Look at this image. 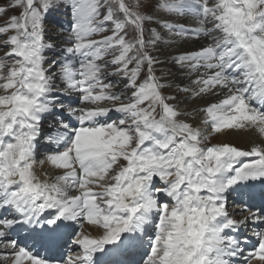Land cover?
<instances>
[{
    "label": "snow or ice",
    "instance_id": "obj_1",
    "mask_svg": "<svg viewBox=\"0 0 264 264\" xmlns=\"http://www.w3.org/2000/svg\"><path fill=\"white\" fill-rule=\"evenodd\" d=\"M14 7L20 14L0 25L4 264H58L35 248L58 243L66 222L79 225L74 243L83 250L66 264H97V253L123 264L124 253L145 243L143 264H264V228L252 231L251 248L244 234L250 223L264 224V210L246 200L254 195L248 182L264 181V143L209 144L203 129L181 119L203 113L212 132L264 137V0H13L0 14ZM177 39L205 42L166 52ZM169 63L196 78L175 83ZM72 92L86 106L66 108L60 94ZM208 95L221 98L191 112L182 107ZM113 110L122 118L101 122ZM64 111L79 126L56 118L46 139L57 148L38 162L45 114ZM45 162L60 174L38 173ZM230 197L240 201L241 219L229 211ZM84 222L102 234H85ZM21 224L30 226L32 245L4 243Z\"/></svg>",
    "mask_w": 264,
    "mask_h": 264
},
{
    "label": "bare ground",
    "instance_id": "obj_2",
    "mask_svg": "<svg viewBox=\"0 0 264 264\" xmlns=\"http://www.w3.org/2000/svg\"><path fill=\"white\" fill-rule=\"evenodd\" d=\"M65 13L68 14V12H64V14H62V15H60L58 17H60V20H62L64 22V27L66 28V26L68 25L67 21L70 18L66 17L67 14H65ZM164 15L165 16H171L172 14L164 13ZM61 16H62L63 19L61 18ZM66 18H68V19H66ZM185 20L191 21V18L190 17H188V18H180L179 22H185ZM173 22H177V21L173 20ZM188 26L189 27H195L196 25H195L194 22H190L188 24ZM46 27L49 28L48 24H46ZM166 31L167 30L165 29L164 32L166 33ZM48 35H50V33H46V37ZM162 36H163V39L165 41L168 40L167 35H164L162 33ZM0 39H2V37H0ZM204 42L205 41L203 39H201L199 41H196L194 39H189L187 41L182 40V39H177L175 44H173L171 47L165 46V51L170 53V54H174V53H177L178 51H183V50L193 51V50L198 49L200 47V45L203 44ZM2 51H7V49H3ZM46 55H47V53H46ZM165 66L168 67L172 71L173 76L175 78V83L180 84L181 86L190 84V80H194L196 78L195 74H193L190 78H185L184 76L181 75V70H179L178 67L173 65V64L169 63V64H167ZM53 71H56L58 73V69H53ZM201 71H203V69H201ZM170 79H172V78L170 77ZM57 83L59 84V81H57ZM167 91L169 93H171V94H175L173 91H169V90H167ZM179 95L181 97H183L184 94L180 93ZM60 98L64 102L66 108L69 105H71L72 107L86 106V105H84V104H82L80 102V94L76 93V92L70 93V97H67V94H60ZM220 98L221 97H219V96L208 95V96H205L203 98H197L195 100L188 99V100L185 101V103L182 105V107H184L186 111L191 112L193 108L203 107L207 103L216 102ZM67 101H69L71 104L67 103ZM78 102H80V103L77 104ZM111 113L112 112H110L107 117L101 118V122H104L105 120H108V118H109ZM183 118H185L187 120H190V122L193 124L194 127H200L203 130L207 128V130L204 131V134H208L209 133L208 128H209L210 125H205L202 122L203 121V113H200L199 115L183 117ZM78 126H79V124H75V122L73 124H70V127H78ZM51 131L52 130H50L48 132L50 133ZM220 134L223 136V137H221V138H223V142H224V140L232 139L234 141L240 142L241 145L244 148H246L247 150L250 149L254 144L264 143V137H262L255 130H251V131H249V130H225L223 132H220ZM46 146H49V145L47 144ZM47 150L48 151L44 154V156H42V158H39V160L36 159L38 162L41 161V160H44L46 154L49 153L50 149L47 148ZM248 159L249 158H242L243 162H247ZM37 172L38 173H47L48 177H54L55 175L60 174V172L58 170L52 168V166L50 164H48L47 162H45L42 166L39 165V163H38L37 164ZM248 187L254 193L253 197L246 198L248 206H250L252 204L260 203V202H262V204H264V198H262L261 195H260V193L262 191H264V181H262V180L250 181V182H248ZM231 201H233L232 197L229 200L228 204L231 203ZM167 202H170V200L167 201ZM227 207L230 209V207L228 205H227ZM251 208L254 210V207H251ZM244 214L246 215V213H244ZM15 217H19V216L15 215ZM241 218H242V216H241ZM241 218H239V219H241ZM67 223L71 225L69 229H72L74 227L75 222H67ZM257 224L264 225V224H261V223L257 222V223H253V226L250 224L249 227L253 228L252 230H255L256 227H257ZM256 230H258V229H256ZM247 231H250V230L247 229ZM83 232L85 234H90V235L96 236V235L102 234V229H100V228H98L96 226H91V225H89L86 222L85 225H84V228H83ZM71 233H73L72 230L69 231L70 235H71ZM252 240H253V242H256V239L253 236H252ZM146 244L147 243H145L144 246H142V247H138V248L132 249L131 252H133V254H136V252H138L140 249H143V250L147 249V245ZM245 247L246 248H251L252 244H248ZM106 248H107V246H106ZM126 253H124L120 257L121 261H124L123 257L126 255ZM103 258H104V256L101 253H97L96 257H94V259H96L98 261V264L101 261H104Z\"/></svg>",
    "mask_w": 264,
    "mask_h": 264
},
{
    "label": "rangeland",
    "instance_id": "obj_3",
    "mask_svg": "<svg viewBox=\"0 0 264 264\" xmlns=\"http://www.w3.org/2000/svg\"><path fill=\"white\" fill-rule=\"evenodd\" d=\"M13 2V0H0V4H3V5H9L10 3H12ZM126 2H128L130 5L131 4H133L134 3V0H126ZM22 11V9L20 8V7H14V8H9V10L8 11H6V12H4V13H2V14H0V25H3V24H5L7 21H8V19H9V17L10 16H12V15H19L20 14V12ZM64 12H67V11H64V10H62L60 13H57V16H60V15H62V14H64ZM65 14H67V13H65ZM66 17H68V18H70L69 17V15L67 14V16ZM60 18V17H59ZM61 18H62V16H61ZM68 18H66V19H68ZM63 19V18H62ZM65 19V20H66ZM46 24H48V27H49V29H51V23H46ZM68 27V25L66 26V28ZM151 27H156V25H152ZM107 34V33H106ZM174 54H176V53H174ZM174 54H172V55H174ZM109 59H110V57H109ZM171 64V63H170ZM157 75H160V72H159V70L157 71ZM107 79L108 80H113V81H117L118 80V78L116 77V76H114V75H109L108 77H107ZM124 82H126V81H122V80H120V82L118 83V87H120V86H122V83H124ZM165 92H166V94H168L169 92L167 91V89L165 90ZM169 94H171V93H169ZM62 97V96H61ZM67 97H70V94H67ZM106 106H110V105H106ZM64 112H67V111H64ZM63 112V113H64ZM113 120H117V119H120V118H122V114H120V113H118V112H116V111H114L113 110ZM49 116L48 118H45L43 121H42V128H43V135H42V137H41V139H42V143L43 144H45V146L47 145V144H49L50 142L46 139V137H47V135L49 134V130H48V128H49V125H51V124H53L54 122H55V119L56 118H60V119H63L64 120V117H62L61 116V113L60 112H58V114H55V116H53V115H50V114H45V117L46 116ZM49 119H50V122H49ZM181 119H185V118H183V117H181ZM188 122H190V120H187ZM64 122H66L65 120H64ZM191 123V122H190ZM52 130V129H51ZM205 130H207V128L206 129H204V131ZM208 130H209V133L208 134H205V135H208L209 136V139H208V143L209 144H216V143H231V144H233V145H235V146H237V147H241V148H244L242 145H241V143L240 142H238V141H234V140H232V139H228V140H224V142H223V138H221V137H223L220 133H215V132H212V130H211V127L209 126V128H208ZM220 136V137H219ZM41 139H40V141H41ZM240 143V144H239ZM54 144V143H53ZM39 145V148H37V150H36V153H38L39 151V155H43V153H44V151H43V147L44 146H42L41 147V143H39L38 144ZM245 150H247L246 148H244ZM41 153V154H40ZM36 155V154H35ZM39 158H42V156H37L36 157V159H38L39 160ZM154 182H155V186L156 187H163V184L159 181V179L158 178H154ZM231 199V197L229 198V200ZM232 200L233 201H231V203H229L228 204V206L230 207V209H229V211L230 212H232L233 214H234V216H235V218L236 219H239V218H241V214L240 213H238V212H235L234 210H235V208H236V205H238V204H240V201H238V200H234V198H232ZM251 208V207H250ZM240 216V217H239ZM252 226H253V223H250ZM249 224V225H250ZM249 225H248V229L250 230V231H253L252 229L253 228H251V227H249Z\"/></svg>",
    "mask_w": 264,
    "mask_h": 264
}]
</instances>
